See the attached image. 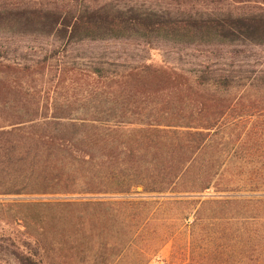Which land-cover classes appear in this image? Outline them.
<instances>
[{"label":"trees","instance_id":"1","mask_svg":"<svg viewBox=\"0 0 264 264\" xmlns=\"http://www.w3.org/2000/svg\"><path fill=\"white\" fill-rule=\"evenodd\" d=\"M116 1L3 0L0 33L67 45L158 40L214 55L264 48V6ZM46 61L0 63V197L71 198L0 202V222L20 234L17 264H148L177 241L185 264H264V75L206 64L181 76L143 65L110 77L98 64L81 78L68 67L58 83L71 73L80 97L42 100L27 83L50 72ZM208 192L216 196L202 199Z\"/></svg>","mask_w":264,"mask_h":264},{"label":"rangeland","instance_id":"2","mask_svg":"<svg viewBox=\"0 0 264 264\" xmlns=\"http://www.w3.org/2000/svg\"><path fill=\"white\" fill-rule=\"evenodd\" d=\"M5 1L11 4L22 3L23 5L36 8L42 5L50 8L59 6L63 9H69L75 4L73 2L74 0ZM134 1L136 0H118L115 3L122 4L124 2ZM139 1L142 2L141 0ZM180 1H182L181 3L184 8L186 2L189 0ZM86 2H89V4H102L105 0H86ZM159 3L162 4V7H166L167 2L159 0ZM203 3L202 0H191L189 5H194L192 6L194 8L193 10L199 11L221 8L225 11L226 8H230L236 12L241 9L248 10L255 6H264V0H208L207 5ZM47 36L51 35L38 33H0V63L16 67L32 68L36 63L46 58L50 72L42 79L40 76H35L31 82L28 81L27 83L29 90L40 92L42 100H46V98L54 99L59 94L67 95L68 97H80L78 89L74 90L69 85L71 82V73L66 75L67 79L64 83H58L61 70L68 67L77 69L78 71L76 72L82 76L81 78L83 76H89V71L98 64H102L104 74L110 77L127 74L131 69L140 68L143 65L154 68H168L181 76L183 75V71L198 70L202 68L200 66L206 64L212 66V69H230L236 74L242 73L248 75L251 71H257L258 75H264V48L259 47H249L240 53L232 52L231 54L230 51L234 49H225L219 55H214L207 47L189 48L158 40L149 43L138 40H123L98 43H72L67 45L64 42H59L55 38ZM8 77L12 79L13 74H9ZM215 196L213 192L201 195L202 199ZM133 197L162 200L169 198L170 195L135 194ZM89 198L113 199L114 197ZM65 199L69 200L71 198L59 196L0 197V202L5 203L12 200L49 201ZM19 236L20 234L16 227L0 222V264H17L15 242ZM187 258V253L183 249L182 242L177 241L176 244L168 242L160 248L148 264H185Z\"/></svg>","mask_w":264,"mask_h":264}]
</instances>
